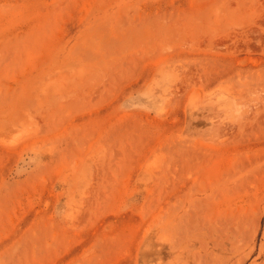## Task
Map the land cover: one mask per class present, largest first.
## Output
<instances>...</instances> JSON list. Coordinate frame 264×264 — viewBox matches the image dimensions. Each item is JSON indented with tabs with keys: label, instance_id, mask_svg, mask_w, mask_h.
Returning <instances> with one entry per match:
<instances>
[{
	"label": "rangeland",
	"instance_id": "374dc122",
	"mask_svg": "<svg viewBox=\"0 0 264 264\" xmlns=\"http://www.w3.org/2000/svg\"><path fill=\"white\" fill-rule=\"evenodd\" d=\"M0 264H264V0H0Z\"/></svg>",
	"mask_w": 264,
	"mask_h": 264
}]
</instances>
